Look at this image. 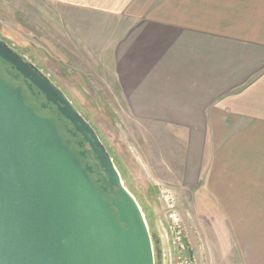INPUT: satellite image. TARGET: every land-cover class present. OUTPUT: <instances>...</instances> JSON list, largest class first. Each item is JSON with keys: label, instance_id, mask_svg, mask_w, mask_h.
Instances as JSON below:
<instances>
[{"label": "crops", "instance_id": "0c3cea01", "mask_svg": "<svg viewBox=\"0 0 264 264\" xmlns=\"http://www.w3.org/2000/svg\"><path fill=\"white\" fill-rule=\"evenodd\" d=\"M48 1L110 57L129 114L166 137L188 190L264 219V0Z\"/></svg>", "mask_w": 264, "mask_h": 264}, {"label": "water", "instance_id": "95a60500", "mask_svg": "<svg viewBox=\"0 0 264 264\" xmlns=\"http://www.w3.org/2000/svg\"><path fill=\"white\" fill-rule=\"evenodd\" d=\"M0 57L81 133L118 199L50 117L0 77V264H155L143 211L97 131L39 67L0 39ZM99 182L101 179L98 180Z\"/></svg>", "mask_w": 264, "mask_h": 264}, {"label": "rangeland", "instance_id": "374dc122", "mask_svg": "<svg viewBox=\"0 0 264 264\" xmlns=\"http://www.w3.org/2000/svg\"><path fill=\"white\" fill-rule=\"evenodd\" d=\"M61 12L48 0H0V39L63 89L95 128L143 211L155 264H264V219L231 216L188 190L166 137L150 136L129 114L110 57L78 41ZM87 29L99 44L108 38L97 24Z\"/></svg>", "mask_w": 264, "mask_h": 264}, {"label": "flooded vegetation", "instance_id": "af4514ba", "mask_svg": "<svg viewBox=\"0 0 264 264\" xmlns=\"http://www.w3.org/2000/svg\"><path fill=\"white\" fill-rule=\"evenodd\" d=\"M0 77L8 82L12 87H21L27 102L41 115L50 117L57 123L59 128L62 129L61 131L63 136L74 150L77 152H81L83 150L86 151V155L82 156V158L84 163H89L95 166V171L93 172L94 180L99 183L101 187L107 186L109 188V191L105 192L107 199H118L116 189L109 185L107 174L100 167V163L93 153L90 145L87 142L82 144V141H84L83 135L81 133H77L72 124L62 117L57 106L49 102L45 94L41 92L37 86L33 85L30 87V81H28L22 74L19 73L17 69L1 57ZM99 179H101L100 182L98 181Z\"/></svg>", "mask_w": 264, "mask_h": 264}]
</instances>
